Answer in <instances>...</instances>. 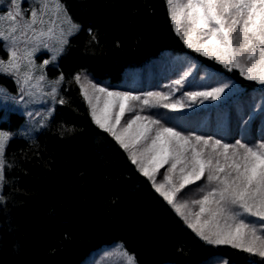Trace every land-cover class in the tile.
I'll list each match as a JSON object with an SVG mask.
<instances>
[{"label": "trees", "instance_id": "obj_1", "mask_svg": "<svg viewBox=\"0 0 264 264\" xmlns=\"http://www.w3.org/2000/svg\"><path fill=\"white\" fill-rule=\"evenodd\" d=\"M61 2L78 26L58 64L48 67L50 77H64L58 96L64 103H57L34 137L16 135L6 146L0 264H83L114 242H121L137 264H214L219 258L227 264H264L257 255L198 237L128 152L93 122L75 77L87 71L121 87L132 80L131 70L144 74L165 58L191 59L242 89L241 109L230 119L236 135L254 99L264 95V85L187 48L171 23L167 0ZM0 83L18 90L5 73ZM7 114L1 126L10 131L26 122L21 113Z\"/></svg>", "mask_w": 264, "mask_h": 264}, {"label": "snow or ice", "instance_id": "obj_2", "mask_svg": "<svg viewBox=\"0 0 264 264\" xmlns=\"http://www.w3.org/2000/svg\"><path fill=\"white\" fill-rule=\"evenodd\" d=\"M171 23L187 48L215 60L229 71L238 69L248 81L264 85V0H167ZM71 27L65 33L61 29L57 38L58 48L51 49L52 63L63 52L78 26L71 24L61 0H0V46L9 41L6 49L9 59L0 58V74L17 76V83L29 85L31 70L35 67L31 56L42 43L41 37H53L59 23ZM186 29L181 32V23ZM47 26L45 30L44 26ZM39 26V27H37ZM34 43L29 51L16 47L17 42ZM27 58L28 71L20 73V63ZM43 68V65L41 66ZM63 75L53 84L63 82ZM45 80L44 75L37 81ZM80 83L81 76L75 77ZM87 80V77H85ZM90 83L94 94L113 97V105L119 109L113 113L111 106L99 111L92 98L80 87L91 109L93 122L110 133L128 152L131 162L149 181L155 191L183 218L189 228L209 245H226L264 258V142L248 146L237 140L224 143L220 139L200 135H184L175 127L165 126L160 119L136 113L128 119L121 131L116 124L126 113L135 111L132 102L139 101L144 108H164L179 112L194 103L218 100L225 93L227 84L211 90L189 92L186 98L171 99L172 93L149 92L144 97L129 92L109 91L96 83ZM175 84L181 85L182 80ZM23 90V87H22ZM30 94V93H29ZM56 100V88L49 93ZM59 103H64L61 98ZM191 102V103H189ZM8 133L0 132V180L3 179V155ZM142 145V150H134ZM159 157V159H157ZM168 165L163 182H156L159 169ZM206 180L208 190L200 188L198 199L179 200V194L187 187ZM198 206V211L193 208ZM127 256V264H136L135 257ZM223 264H227L226 261Z\"/></svg>", "mask_w": 264, "mask_h": 264}, {"label": "rangeland", "instance_id": "obj_3", "mask_svg": "<svg viewBox=\"0 0 264 264\" xmlns=\"http://www.w3.org/2000/svg\"><path fill=\"white\" fill-rule=\"evenodd\" d=\"M30 2L31 0H29V3ZM176 2L177 0H174L173 6H175ZM186 2L187 0H179V3L181 4ZM67 17L70 18L68 14ZM71 24L77 26L72 20ZM44 27L45 30H47V26L45 25ZM70 27L71 25L68 23H59V27L54 30L52 38H49L48 36L41 37L42 41H46L49 44V48H44L41 43L39 49L31 56L35 67L31 70L32 78L29 81V85L23 86L22 83H17L18 90L17 92H14L6 85L0 83V132L8 133L10 139L16 135L34 137L37 132L47 125L50 118L53 116L55 107L59 101L58 96L62 82L59 84L51 83L52 81L58 80L61 75L50 77L48 75V67L57 65L59 57L63 52L60 53L52 63L45 65L44 61L52 60L53 52L51 49L59 47L57 38L60 36L61 29L66 33ZM77 29L73 30L72 34L67 36L68 41ZM185 29L186 24L182 21L181 32L183 33ZM66 45H64L63 51L65 50ZM15 46L21 49V51L25 48L31 51L36 45L34 43L25 44L23 41H19ZM8 47H12V44L9 41H4L2 46H0V58H3L5 61L10 58L6 51ZM175 59L176 58H174V60L166 58L162 59L153 66H157L158 69L154 68V70L153 67L149 68V72L144 74L140 68L131 70V74L133 75L132 80H128L121 87H114L110 85L108 81H98L87 71H82L79 74L81 76L79 85L81 83L84 84V90L88 92L89 97L92 98L93 104L98 107L99 111L102 112L111 106V111L115 113L118 112L119 109L112 103L114 98L94 94V90L91 88L89 81L91 83H96L100 87L106 86L109 91L129 92L132 95L140 97H144L149 92H160L164 94L172 93L171 99L167 101L170 103L176 99H181L182 97L186 98V94L189 92L211 90L212 87H221L227 84L228 87L226 88L225 93L222 94L218 100H207L203 103L197 102L191 104L190 107H185L179 112H170L168 109L164 108H144V110L141 111L140 102H132L135 111L131 113L126 112L116 124V129L117 131H121L128 119L132 118L136 113H140L141 115L152 116L154 119H160L165 126L175 127L184 135H200L205 138L211 137L212 139H220L222 142L230 144L239 140L248 146L259 145L264 142V131L258 132L261 129L264 130V95L258 96L254 99V107L249 110V113L244 119V122L239 129L240 134L236 135V132H232L229 129L231 122L230 119H233L234 112L241 109L240 97L242 95V89L231 79L218 75L217 73L200 66L197 62L192 61L191 59H183L178 62ZM19 63L20 73L23 74L27 72V58L19 61ZM42 65L43 68H41ZM40 75H44L45 80L37 81V77ZM10 76L17 81L16 75ZM85 77H87V80H85ZM176 80H182V84H175ZM53 87L56 88V100H53L49 95ZM9 112L21 113L26 118L24 125L17 131H10L1 126V123L7 119V113ZM10 139L7 141V144ZM134 150H142V145H137ZM157 159H159V157H157ZM4 160L5 151L3 155V161ZM167 167L168 165H165L163 168L159 169L156 175L157 183L163 182V173L166 171ZM3 184L4 167L3 179L0 180V203L2 200ZM201 187H203L205 191L208 190L209 186L207 185L206 180H201L197 184L185 188L179 194L178 199L191 201L192 199L200 198L203 194L200 192ZM195 211H198V206L193 208V212ZM125 251L129 255H132L124 248L121 242L107 244L90 254L83 264H127V256L124 254ZM223 262L224 261L219 258L214 264H223ZM165 264L178 263L167 262Z\"/></svg>", "mask_w": 264, "mask_h": 264}]
</instances>
